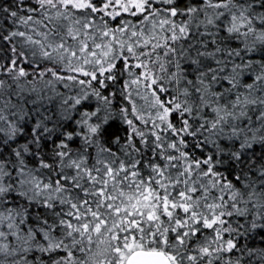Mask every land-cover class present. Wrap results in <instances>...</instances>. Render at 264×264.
<instances>
[{
    "label": "snow or ice",
    "instance_id": "1",
    "mask_svg": "<svg viewBox=\"0 0 264 264\" xmlns=\"http://www.w3.org/2000/svg\"><path fill=\"white\" fill-rule=\"evenodd\" d=\"M0 264H264V0H0Z\"/></svg>",
    "mask_w": 264,
    "mask_h": 264
}]
</instances>
